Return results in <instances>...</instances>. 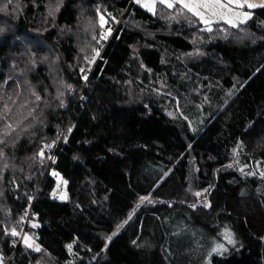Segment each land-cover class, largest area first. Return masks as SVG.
Instances as JSON below:
<instances>
[{
	"label": "trees",
	"instance_id": "1",
	"mask_svg": "<svg viewBox=\"0 0 264 264\" xmlns=\"http://www.w3.org/2000/svg\"><path fill=\"white\" fill-rule=\"evenodd\" d=\"M19 2L18 19L0 13V24L15 25L6 34L7 43L0 42V83L13 60L20 64L25 59L14 37L27 34L45 43L33 49L38 64L28 77L40 94L44 95V86L55 94L48 64L39 63L43 55L78 91L68 97L67 109L46 112L48 126L37 130L33 142L23 139L9 150L21 186L12 190L8 183L0 185L5 190L0 197L4 264H35L43 256L19 242L13 247V238L3 235L5 226H13L30 209L34 199L29 201L28 196L35 197L36 217L24 224L23 231L38 237L37 243L51 254L44 256L43 264H264V179L244 176L238 169L239 159L249 168L258 162L264 166V31L258 28L264 10H254L255 22H249L255 43L217 38L194 46L196 29L169 24L134 0H63L56 26L47 32L45 4L55 6L57 0H36L38 8L32 0ZM98 5L121 23L110 21L113 34L85 84L73 68L78 44L89 37L82 34L78 40L74 33L88 18L98 19ZM161 9L158 6V12ZM52 23L48 17V25ZM202 35L209 40L208 34ZM194 47L207 54L185 57ZM54 54L60 57L58 63ZM141 62L152 72L142 69ZM161 79L168 85L164 91L180 98L179 111L188 120L174 118L175 103L153 91ZM70 123L76 127L68 143L59 144L57 161L48 172L47 158L42 166L27 162L42 146L41 137L51 142L55 126L64 131ZM237 145L241 146L234 154ZM53 170L68 181L67 202L51 201L57 184ZM29 175L31 180L26 179ZM189 188L208 191L197 198ZM149 193L155 202L140 204L139 198ZM207 202L210 208L203 207ZM192 203L197 204L195 209L189 206ZM130 213L131 219L117 232ZM31 222L40 227L31 228ZM225 228L235 233V247L223 239ZM74 241L79 257L65 247ZM214 242L224 243L228 251L209 257Z\"/></svg>",
	"mask_w": 264,
	"mask_h": 264
},
{
	"label": "snow or ice",
	"instance_id": "2",
	"mask_svg": "<svg viewBox=\"0 0 264 264\" xmlns=\"http://www.w3.org/2000/svg\"><path fill=\"white\" fill-rule=\"evenodd\" d=\"M63 0H57L55 6L51 3L45 4L46 15H44L45 27L44 32L49 31V27H55V15L59 11ZM136 5L141 6L146 9L148 13L153 16L159 15L161 19L166 20L169 24L172 22L186 24L189 28L196 29L192 43L197 45V43H208L211 40L217 38L228 41L230 39L243 42L245 39H251L255 43V34L249 30V22H255L254 20V10L261 9L264 10V0H134ZM33 7H39L36 0H32ZM11 6V10H10ZM158 6H162V9L158 12ZM22 11L21 4L19 0H0V13L5 16H10L12 19H18V13ZM119 11L120 15H123V11ZM98 19L93 20L88 18L87 22L81 28L80 25L77 27L80 31L74 33L79 40L80 35H87L89 38L85 39L82 44H78L79 54L74 57L76 65L73 70L78 69L79 79L85 82L89 81V74L92 71V65H95L97 59H102L101 52L103 49V44L108 40L113 34V28L110 24H119L121 21L117 18L113 12L108 11L103 5H98L95 8ZM48 17L53 19V23L48 25ZM202 25V27H197ZM139 27V25H137ZM15 25L9 24L7 21L0 24V42L7 43L6 34L12 32ZM258 28L264 31V21H260ZM68 32H72L71 28L67 29ZM60 34L65 33V29H59ZM206 33L209 35V40H205L204 35ZM37 34L41 33L37 30ZM14 39L18 45L24 49L20 53L22 57H25L20 64L15 60L10 65V70L6 78L0 83V185L8 183L12 185V190H18L20 188V183L17 181L15 171L17 170V165L14 162V158L9 155V150H14L16 145L23 139H27L30 143L33 142L34 137L37 136V130H42L48 126V119L46 112L56 111L57 109H67L69 107L68 97L77 93L78 89L76 85L68 83L63 77L57 75L60 71L58 67H54L53 63H49L50 57L48 55H43L39 59V63H47L49 67V75L52 77V84L55 88V94L53 95L47 86H44V95H41L37 90L38 86L33 85L31 80L28 78L29 74L35 70L38 64L37 52L33 49H40L45 47L44 41L36 37L28 36L27 34H22L15 36ZM264 39V38H262ZM82 54V55H80ZM205 53L200 47H194L192 52L185 53L184 56L190 59H196L201 56H205ZM135 58V57H134ZM60 57L58 54H54V62L58 63ZM163 63V61H162ZM22 65V66H21ZM69 67H73L70 65ZM141 68L146 72L151 73L152 70L147 68L141 62ZM183 79V77H182ZM11 81V84L9 83ZM128 85H132L133 81H126ZM142 84L143 81H140ZM155 82H153L154 84ZM160 87L154 88L153 91L158 96H168L175 103L177 114L174 118L182 117L184 120H188V117L184 115L180 109V98L178 96H173L171 91H164L168 85L161 79L159 80ZM151 87V85H150ZM145 89H141L144 91ZM231 95V93H229ZM81 100L86 99V97L81 96ZM205 102H208V98H204ZM168 115L172 116L173 113L169 112ZM95 119V117H93ZM203 121H201L202 123ZM191 126V121H189ZM57 128L56 136L48 142L47 137H41L40 143L41 147L35 151L29 158L28 163L35 164L39 163L41 166L44 163L45 158L51 160L55 163L51 152L57 147L58 144L68 143V138L75 129V124H68L64 131L60 130L59 125L55 126ZM195 131V129H193ZM241 145H237L233 149V153L237 154L238 149ZM47 152V157H46ZM231 167V165H229ZM248 167L245 165L241 167L239 171L246 176H257L264 179V170L255 171L249 170L245 172L244 168ZM22 172L23 169H20ZM199 171V169H197ZM51 175L57 178L56 189L53 190V198H57V191L62 194L59 195V199L67 200L68 196L66 192H63L64 187L68 184V181L60 176V173L52 171ZM164 175H167L165 173ZM31 176H27L26 179L31 180ZM157 187L159 185H156ZM4 189L0 188V197L4 195ZM189 191L195 197L199 198L208 191L204 189L203 191ZM27 195V194H26ZM18 199V197H17ZM35 199L33 196H28V200L31 201ZM140 204L145 202L151 204L154 203L151 199V193L148 195L141 196ZM137 204L136 207H140ZM191 208L195 209L197 207L196 203L189 205ZM79 207V206H77ZM203 207L210 208L211 203L207 202L203 204ZM135 210H133L134 212ZM132 213L129 214L128 219L124 220L122 224L117 225L116 231L118 232L124 224L128 223L131 219ZM28 220V211L25 209L23 215L19 217L16 223L10 228L5 226L3 228L4 237L13 238L12 246L15 247L16 244L22 243L23 247L27 250H31L34 253H43L39 259L36 260L35 264H43L44 256L50 257L48 253L42 246L37 243L38 237L30 232H24L23 226ZM31 228L35 229L40 227L39 224L31 222ZM19 229V230H18ZM116 232H113L115 235ZM223 239L228 245L235 247L237 240L235 239V233L228 228H225L221 233ZM16 238H19L18 240ZM264 240V237H261ZM107 240H111V236L107 237ZM135 244L136 241H133ZM74 244L69 243L65 247L69 254L74 257H79V253L74 251ZM107 245H105L106 249ZM91 251V249H87ZM228 251V248L224 243L214 242L208 253L211 257L212 253L218 255H223ZM95 258V257H93ZM80 259H83L80 257ZM0 264H4V254L0 250Z\"/></svg>",
	"mask_w": 264,
	"mask_h": 264
},
{
	"label": "built area",
	"instance_id": "3",
	"mask_svg": "<svg viewBox=\"0 0 264 264\" xmlns=\"http://www.w3.org/2000/svg\"><path fill=\"white\" fill-rule=\"evenodd\" d=\"M58 146H59V144L57 145L56 149L51 153L53 159L55 160V163H56V161H57L56 151H57V149H58ZM55 163H53V162L50 160V164H49V166H48L49 168H48L47 172L50 170V166H52V165L55 164ZM54 178L57 179L56 177H54ZM34 202H35V199L32 200V202H31V206H30V209H29V212H28V220L26 221V224L29 222L30 219L36 217V213H35L34 210H33Z\"/></svg>",
	"mask_w": 264,
	"mask_h": 264
},
{
	"label": "rangeland",
	"instance_id": "4",
	"mask_svg": "<svg viewBox=\"0 0 264 264\" xmlns=\"http://www.w3.org/2000/svg\"><path fill=\"white\" fill-rule=\"evenodd\" d=\"M55 149H56V148H55ZM55 149H53L52 152H53ZM52 152H51V153H52ZM46 157H47V152H46ZM47 162H48V166H49V164H50V160L47 159ZM48 166H47V170H48V168H49ZM244 166H245V165H243L242 162H240V159H239V161H238V169H240L241 167H244ZM244 170H245V172H248L249 170H255V171L259 172V171L264 170V166L261 165L260 162H258V163H256L255 165L250 166V168H249V167H245ZM243 175H244V174H243ZM244 176H246V175H244ZM28 212H29V210H28Z\"/></svg>",
	"mask_w": 264,
	"mask_h": 264
},
{
	"label": "water",
	"instance_id": "5",
	"mask_svg": "<svg viewBox=\"0 0 264 264\" xmlns=\"http://www.w3.org/2000/svg\"><path fill=\"white\" fill-rule=\"evenodd\" d=\"M67 188V185L64 187V189H66ZM64 189H63V192H64ZM60 194H62L60 191H57V198H52L51 199V201H58V202H67L68 201V199L67 200H61V199H59L58 197H59V195ZM68 196V195H67Z\"/></svg>",
	"mask_w": 264,
	"mask_h": 264
}]
</instances>
